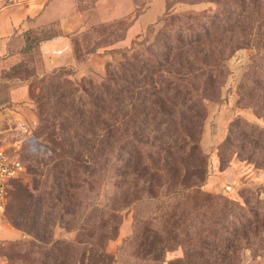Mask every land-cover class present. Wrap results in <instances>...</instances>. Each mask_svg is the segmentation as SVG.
<instances>
[{"label":"trees","instance_id":"16d2710c","mask_svg":"<svg viewBox=\"0 0 264 264\" xmlns=\"http://www.w3.org/2000/svg\"><path fill=\"white\" fill-rule=\"evenodd\" d=\"M211 1L217 5L211 13L159 17L157 30L151 24L140 40L113 50L118 58L106 64L98 81L73 80L67 66L41 73L44 100L37 102L46 108L47 124L34 133L38 147L24 155L27 167L20 157L31 183L9 182L4 212L29 238L10 243L17 264H116L105 245L116 237L118 212L144 201L155 207L139 234L135 257L141 261L163 263L164 254L180 246L184 256L169 264H237L238 243L251 251L258 247L264 198L254 195L250 206L202 191L206 166L199 138L205 101L218 99L226 60L236 50H252L251 82L264 86V0ZM235 7H241V22L231 20ZM44 28L25 30L20 52L40 54L41 41L61 35L40 37L35 31ZM250 95L243 105L264 118L258 114L264 91ZM243 128L254 151L264 129L246 121ZM228 145L227 137L220 148ZM110 175L114 193L105 195L101 207L90 203L89 182ZM114 202L115 211L109 209ZM56 229L73 235L55 238Z\"/></svg>","mask_w":264,"mask_h":264},{"label":"rangeland","instance_id":"374dc122","mask_svg":"<svg viewBox=\"0 0 264 264\" xmlns=\"http://www.w3.org/2000/svg\"><path fill=\"white\" fill-rule=\"evenodd\" d=\"M72 2L70 11H77L81 16L78 29L65 34L75 58V65L67 67L74 70L71 77L73 80L89 77L94 81L103 77L108 62L114 57L118 58V55L113 54V50L129 47L133 40H140L151 24H154L157 30L161 25V22L155 24L159 17L187 12L211 13L217 8L211 0H72ZM62 5L64 6L62 9H66L65 5ZM235 8V12L233 9L230 12L231 20L238 18L241 22L239 16L241 7ZM44 27L40 34L39 31H35L40 37L57 32L62 35L58 21ZM120 37L122 39L118 40ZM91 49H95V52L86 55V51ZM251 52V49L241 48L226 60L225 80L218 99L205 101L207 114L199 138V147L205 156L206 166V178L201 190L227 197L240 204L249 202L250 206L254 203V195L257 199L264 198V160H261L264 157V138L256 142V145L252 144L253 151L249 149L247 141L250 139L245 138L247 132L246 128H243V121H246L264 129V118L255 114L253 107L243 105V102L247 101L245 99L247 94L250 95L252 92L253 95H257L260 94L261 89L264 91L263 85H254L251 82L254 77L249 73ZM43 71L50 72L44 69L41 54L31 50L24 54L15 68H10L0 75V112H2L0 143L7 147L9 152H16L26 167L27 160L24 155L38 147L34 133L42 131L47 124L46 108H41L37 102L39 99L44 100L40 83ZM19 86H23L24 89H19L20 92H17ZM12 90L15 91L11 98ZM38 96L41 97L35 100L34 98ZM263 109L264 107L258 111V114L264 115ZM234 120L236 125L231 126ZM236 132L237 136L233 139ZM227 137L229 145L220 148ZM251 151L253 155L249 156ZM46 169L47 167L42 168V178L46 174ZM19 179L18 182L23 184L31 183V176L28 174L24 173ZM112 182L111 175L104 180L90 181L89 202H96L101 207L105 195L110 196L115 191ZM154 207V202L144 201L133 203L118 212L119 224L116 237L107 241L105 245L106 252L115 259L116 264H169L170 261L184 256L185 248L174 246L164 254L163 263L141 261L135 257L140 243L139 234L150 225L145 217ZM117 208V202L109 206L113 211ZM140 218L142 222H138ZM154 224H158L157 219ZM262 227L264 229V223ZM4 228L17 231L18 236L0 239V254H7L11 258L9 261L0 255L1 264H17V255L11 249L10 243L28 241L29 238L13 227L7 216L0 221V231ZM147 232V234L151 233ZM248 234L250 237L248 241L253 245L254 238L250 233ZM72 235L61 229L54 231L55 238H71ZM2 236L9 237L5 234ZM258 236L261 237L255 242L258 247L254 246L252 251L244 248L243 243L237 244V264H264V234L260 232Z\"/></svg>","mask_w":264,"mask_h":264},{"label":"crops","instance_id":"0c3cea01","mask_svg":"<svg viewBox=\"0 0 264 264\" xmlns=\"http://www.w3.org/2000/svg\"><path fill=\"white\" fill-rule=\"evenodd\" d=\"M61 3L66 9H62L64 6ZM70 5L73 6L72 0H0V75L22 60L24 53L20 49L24 43L23 32L52 21L59 22L62 35L39 43L44 69L51 71L58 67L74 66L75 58L65 34L78 29L81 15L77 11H70ZM19 89L24 87L19 86L17 92H20ZM14 91L10 92L11 98ZM17 236V231L13 229L4 228L0 231V239Z\"/></svg>","mask_w":264,"mask_h":264},{"label":"built area","instance_id":"2783aa9c","mask_svg":"<svg viewBox=\"0 0 264 264\" xmlns=\"http://www.w3.org/2000/svg\"><path fill=\"white\" fill-rule=\"evenodd\" d=\"M25 173V167L16 152H9L0 143V221L4 217L7 204L8 184Z\"/></svg>","mask_w":264,"mask_h":264}]
</instances>
